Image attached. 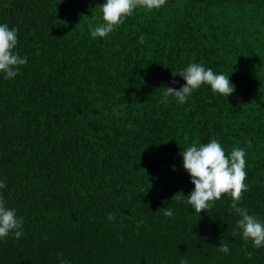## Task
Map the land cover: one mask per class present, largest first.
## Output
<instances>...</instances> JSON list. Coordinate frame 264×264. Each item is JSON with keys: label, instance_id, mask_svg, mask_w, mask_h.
I'll return each mask as SVG.
<instances>
[{"label": "trees", "instance_id": "1", "mask_svg": "<svg viewBox=\"0 0 264 264\" xmlns=\"http://www.w3.org/2000/svg\"><path fill=\"white\" fill-rule=\"evenodd\" d=\"M104 3L0 0L28 60L11 80L0 73V196L24 233L0 240V264H264V247L232 236L229 195L207 213L186 203L181 155L194 140L243 148L239 206L264 221V0H166L93 39ZM191 63L229 76L234 92L204 84L161 103Z\"/></svg>", "mask_w": 264, "mask_h": 264}, {"label": "clouds", "instance_id": "2", "mask_svg": "<svg viewBox=\"0 0 264 264\" xmlns=\"http://www.w3.org/2000/svg\"><path fill=\"white\" fill-rule=\"evenodd\" d=\"M165 3L166 0H106V3L100 6L103 23L95 28L90 25L89 32L93 39L106 38L122 25L127 17L132 16L134 10L138 8L158 10ZM17 33L18 29H10L7 24H0V73H3L8 80L15 78L20 68L28 62L27 57H21L19 52L14 51L18 45ZM143 42L144 37L141 36L139 43ZM172 75L174 77L179 75L186 83L179 89L166 86L161 100L163 104L171 102L169 97H174L178 103L184 104L188 97L204 84L210 85L214 93L225 97H229L235 90L229 76L217 74L211 68L206 69L198 63H191L184 70L172 72ZM172 83L175 84L177 81L173 80ZM248 145L251 146L250 141ZM181 155L183 168L194 185V190L189 196L183 195L186 203L191 205L196 213H207L222 196L229 195L230 207L240 217L236 221L237 230L232 232V236L241 235L245 249L249 241L256 249L264 247V221L259 220L255 215H250L246 207L239 206L244 199L243 194L248 191V185L245 183L247 179L245 150L235 147L229 156L225 154L224 148L216 139L206 144L194 140ZM4 187L6 184L0 181V188ZM161 210L166 217L173 216L170 208ZM107 219L111 221L114 217L109 214ZM10 233H14L17 240L24 234L23 218L17 216L15 209L6 208L3 197L0 196V240L7 239ZM217 251L225 255L230 254L228 243H221ZM245 255L252 258L254 253L245 251ZM60 264H68V261L61 259ZM181 264H188V261L181 260Z\"/></svg>", "mask_w": 264, "mask_h": 264}]
</instances>
